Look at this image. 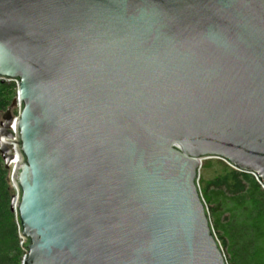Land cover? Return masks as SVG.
Returning <instances> with one entry per match:
<instances>
[{"label": "water", "instance_id": "95a60500", "mask_svg": "<svg viewBox=\"0 0 264 264\" xmlns=\"http://www.w3.org/2000/svg\"><path fill=\"white\" fill-rule=\"evenodd\" d=\"M0 81L22 264H227L199 170L264 190V0H0Z\"/></svg>", "mask_w": 264, "mask_h": 264}, {"label": "trees", "instance_id": "16d2710c", "mask_svg": "<svg viewBox=\"0 0 264 264\" xmlns=\"http://www.w3.org/2000/svg\"><path fill=\"white\" fill-rule=\"evenodd\" d=\"M15 97V83L0 81V120ZM199 190L226 263L264 264V190L254 177L227 168ZM13 196L0 157V264H22L25 256Z\"/></svg>", "mask_w": 264, "mask_h": 264}, {"label": "rangeland", "instance_id": "374dc122", "mask_svg": "<svg viewBox=\"0 0 264 264\" xmlns=\"http://www.w3.org/2000/svg\"><path fill=\"white\" fill-rule=\"evenodd\" d=\"M12 115L13 116L16 115V110L15 109L12 110ZM227 168H230V167H228L224 162H222L220 160L209 159V160L202 161L201 162V168L199 170V173H200V175H199V185H200V187L205 182L210 181L213 178H215L216 176L222 175L225 172H227ZM9 172H10V170H9ZM10 186H11V189L13 190L11 182H10ZM13 193L15 195V191L14 190H13Z\"/></svg>", "mask_w": 264, "mask_h": 264}, {"label": "built area", "instance_id": "2783aa9c", "mask_svg": "<svg viewBox=\"0 0 264 264\" xmlns=\"http://www.w3.org/2000/svg\"><path fill=\"white\" fill-rule=\"evenodd\" d=\"M16 110V115L15 116H13L14 118L17 116V112H18V110L17 109H15ZM12 132H14V127H13V125L11 126V129H10ZM13 149H15V145H13Z\"/></svg>", "mask_w": 264, "mask_h": 264}, {"label": "bare ground", "instance_id": "6f19581e", "mask_svg": "<svg viewBox=\"0 0 264 264\" xmlns=\"http://www.w3.org/2000/svg\"><path fill=\"white\" fill-rule=\"evenodd\" d=\"M16 163H17V161H15V162L11 165V167H13Z\"/></svg>", "mask_w": 264, "mask_h": 264}]
</instances>
